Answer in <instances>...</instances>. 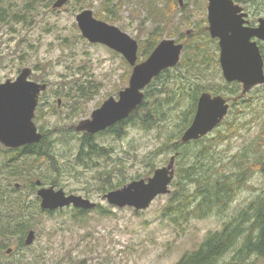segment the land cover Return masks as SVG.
<instances>
[{
    "label": "rangeland",
    "instance_id": "obj_1",
    "mask_svg": "<svg viewBox=\"0 0 264 264\" xmlns=\"http://www.w3.org/2000/svg\"><path fill=\"white\" fill-rule=\"evenodd\" d=\"M54 1L7 0L18 18L12 13V20L0 27V82L14 80L23 68L28 67L32 70L31 81L47 85L39 94L33 121L41 134H47L54 161L35 163L30 170L16 177L4 172L0 175V184L5 187L11 183L8 191H21L19 186H14L21 184L22 197L40 207L38 187L29 186L40 180V188L63 189L66 194L80 195L101 207L112 208L115 214L102 216L93 210L78 221L79 217L74 220L71 216L76 214V208L71 206L55 210L52 215L44 213L36 219L32 229L35 231L33 243L21 250L17 245L18 237L11 236L8 248L13 249L12 253L6 255L4 249L0 259L13 261L24 257L34 264H175L186 252L197 250L209 232L220 231L225 224L233 225L234 222H229L261 193L264 178L255 176L251 185L238 192L222 214L212 212L202 218L177 219L176 214H167V203L170 195L180 190L177 174L184 164L186 166V154L193 148L186 144L181 145L182 156L176 154L170 193L156 197L148 208L137 211L128 206L113 207L103 195L133 180L147 178L156 168L168 163L174 150H167L162 145L169 139L173 141L189 126L185 122L192 119L188 112L195 91H199L198 95L202 92L222 95L230 104L236 99L226 90L233 86L227 85L222 76L218 39L212 38L207 29V1L183 0V5L179 4L184 11L183 18L178 12L172 20L163 16L161 22L152 21L153 15L144 4L146 0H67L63 9H54L51 6ZM233 1L248 14L251 26L257 25L259 17H264V0ZM31 2V11L25 12L24 6ZM161 3L165 8L171 5L165 1ZM83 10L92 11L96 19L118 27L135 39L138 63L156 47L145 54L147 41L152 36L160 38L158 43L173 39L182 45L178 63L160 77L155 76L157 79L154 77L156 80L150 83L154 91L152 96L161 101V107L155 106L156 120L150 119V128L138 120L126 125V134L122 137L106 130L90 136L74 130L75 125L90 117L104 100L117 99L118 92L128 86L132 73V66L121 53L103 44L89 42L81 35L75 17ZM168 20L173 22L172 25H168ZM256 41L264 60V42ZM194 42L200 45L202 52L199 58L185 64L186 45ZM260 86L247 91L246 96L252 94L261 99ZM215 89L217 91H213ZM240 89L242 94V87ZM152 96L144 98L142 113L150 108ZM262 112L248 113L241 136L231 141L229 149L226 143L215 149L216 159L217 153L225 159L249 144L264 118ZM230 116L227 113L202 139L206 141L216 136ZM87 138H91L89 141L94 147L106 149L105 154L84 155L81 149L88 150L84 144ZM109 169H113L110 175L107 174ZM105 181L113 184L106 186ZM118 181L123 183L115 187ZM191 207L188 200L183 209L172 210V213L184 214ZM243 225L248 229L250 222ZM240 243L241 239L215 264H264L263 257L240 254Z\"/></svg>",
    "mask_w": 264,
    "mask_h": 264
},
{
    "label": "trees",
    "instance_id": "obj_2",
    "mask_svg": "<svg viewBox=\"0 0 264 264\" xmlns=\"http://www.w3.org/2000/svg\"><path fill=\"white\" fill-rule=\"evenodd\" d=\"M163 1L166 4L171 3V5L165 8L161 3ZM31 4L32 2L24 6L25 12L31 11ZM144 4L150 14L153 15L152 21L161 22L163 16H168L169 19L171 17L172 20L178 12L182 13L181 18H183L184 11H181V6L177 0H146ZM11 16L18 18L16 13L10 9L7 0H0V27L12 20ZM171 20H168V22ZM172 23L170 22L168 25H172ZM156 34L153 33V35ZM158 39L160 40L158 36H152L148 39L144 50L145 54L151 52L158 43ZM186 52L187 60L185 64H189V62L199 58L202 51L200 45L194 42L186 45ZM168 70L169 68L164 69L157 76L160 77L163 72ZM150 83L146 86L147 88L145 87L146 90L144 89V98L149 95L152 96L154 92ZM226 84L233 86V88L226 90L233 94L236 99L230 104L228 115L230 114L231 116L226 119L225 127L218 129L217 135L206 141L201 137L186 143L188 146L193 145V148L186 154V166L184 164L177 174L180 190L173 192L167 203V214H176L177 219L202 218L212 212L222 214L236 194L251 185V181L255 176L261 175L264 178V118L259 124L255 136L246 147L235 151L225 159H222L217 153L218 157L216 159L215 149H219L224 143L227 144V149H229L231 141L241 136L247 122L246 116L249 112L255 114L259 111L264 112V84L260 86L262 89L261 99L252 94L249 97L246 96L247 93L245 95L240 94L241 85L238 82H227ZM213 91H217V89ZM198 93L199 91L197 90L193 95V104L188 112L190 118H193L195 113ZM152 98L154 99L153 102L148 105L150 108H147L144 113L140 111L145 105L142 100L141 104L127 118L112 125L105 132L122 137L126 134V125L135 124L138 120L146 128H150V119L154 118L156 120V115L154 114L155 106L159 105L158 108L161 107L160 99L156 96H152ZM191 121L192 119H187L185 124L188 126ZM180 137L181 132L175 136L173 141L169 139L162 145L167 150L173 149L174 153L178 154L177 157L179 153L181 156L183 154V146L181 145H186L179 143ZM47 139V134L42 132V139L38 143L24 145L19 148H6L0 144V175L7 172L9 176H20L25 171L30 170L35 163L48 159L54 161V156L50 152V142ZM90 139L87 138L84 143L88 146V150L85 151L82 148L81 152L87 157L91 155L103 156L107 150L94 147L95 145L89 141ZM86 164L88 163L86 162ZM53 167L55 168L56 166L53 165ZM111 173H113V169L107 171L108 175ZM122 183L118 181L114 186L117 187ZM108 184L113 183L106 182V186ZM10 185L11 183L4 187V185L0 184V253L4 249H8L9 238L14 235L18 237L17 245L19 249L26 248L24 244L25 236L28 230L33 229L36 219L44 213L52 215L55 212V210H42L36 203H28L25 197H22L21 184L19 185L21 191H16V189L6 190ZM29 186L37 187L34 184ZM115 187L111 186L110 188ZM188 200L192 204L189 212L184 214L172 213V210L183 209ZM246 208V210L235 217L234 221L229 222H234L235 225L225 224L222 230L209 232L197 250L186 252L175 264H215V261L234 246L239 239H241L240 254H244V256L245 254H254L264 258V188L261 189V193L255 196ZM93 210H96L102 216L115 214L112 208H104L97 205L91 210L76 208V214L71 216L74 220L79 217L78 221H81L88 212ZM248 222H250V227L246 229L242 224ZM9 254L6 253V255ZM13 261L0 259V264H34L31 261H26V258L24 260V257Z\"/></svg>",
    "mask_w": 264,
    "mask_h": 264
},
{
    "label": "water",
    "instance_id": "obj_3",
    "mask_svg": "<svg viewBox=\"0 0 264 264\" xmlns=\"http://www.w3.org/2000/svg\"><path fill=\"white\" fill-rule=\"evenodd\" d=\"M208 32L218 39L219 64L226 82L242 85V94L252 87L264 84V60L257 40L264 42V17L251 26L247 13L233 0H206ZM67 0H55L52 7L60 8ZM183 5V0H178ZM81 35L92 43L103 44L121 53L132 66L128 86L120 90L118 98H107L90 117L81 120L74 130L95 134L127 118L144 98V89L162 70L175 66L180 58L182 45L173 39H163L142 62H137L138 43L127 33L114 25L98 20L92 11L83 10L75 17ZM32 70L23 68L14 80L0 82V143L9 148L38 143L42 134L33 121L34 112L45 83L29 79ZM229 101L222 95L202 92L197 100L195 113L189 126L180 137L185 144L197 140L218 126L227 115ZM176 154L171 155L165 166L156 168L147 178L133 180L122 187L109 190L103 197L107 203L118 207H132L135 210L148 208L159 195L170 193V184L175 174ZM40 188V180L36 181ZM16 187L19 184L15 185ZM37 189L42 210H57L72 206L90 210L96 202L80 195L66 194L53 186ZM35 231L28 230L24 244L33 243ZM12 248L6 249L11 253ZM222 264H240L237 262Z\"/></svg>",
    "mask_w": 264,
    "mask_h": 264
},
{
    "label": "flooded vegetation",
    "instance_id": "obj_4",
    "mask_svg": "<svg viewBox=\"0 0 264 264\" xmlns=\"http://www.w3.org/2000/svg\"><path fill=\"white\" fill-rule=\"evenodd\" d=\"M61 9H63V7H62ZM61 9H60V10H61ZM56 10H57V11H60V10H58V9H56ZM118 93H119V92H118ZM104 101H105V100H104ZM104 101H103V102H104ZM106 130H107V129H106ZM104 131H105V130H104ZM83 133H85V132H83ZM98 133H99V132H98ZM85 134H87V133H85ZM87 135H89V134H87ZM94 135H95V134H94Z\"/></svg>",
    "mask_w": 264,
    "mask_h": 264
}]
</instances>
